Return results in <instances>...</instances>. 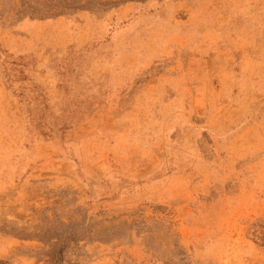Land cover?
<instances>
[{
	"label": "rangeland",
	"instance_id": "1",
	"mask_svg": "<svg viewBox=\"0 0 264 264\" xmlns=\"http://www.w3.org/2000/svg\"><path fill=\"white\" fill-rule=\"evenodd\" d=\"M0 264H264V0H0Z\"/></svg>",
	"mask_w": 264,
	"mask_h": 264
}]
</instances>
